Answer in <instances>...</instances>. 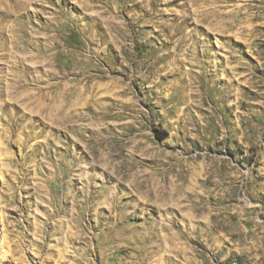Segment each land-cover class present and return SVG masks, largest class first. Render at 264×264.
<instances>
[{
    "label": "rangeland",
    "instance_id": "obj_1",
    "mask_svg": "<svg viewBox=\"0 0 264 264\" xmlns=\"http://www.w3.org/2000/svg\"><path fill=\"white\" fill-rule=\"evenodd\" d=\"M0 264H264V0H0Z\"/></svg>",
    "mask_w": 264,
    "mask_h": 264
},
{
    "label": "bare ground",
    "instance_id": "obj_2",
    "mask_svg": "<svg viewBox=\"0 0 264 264\" xmlns=\"http://www.w3.org/2000/svg\"><path fill=\"white\" fill-rule=\"evenodd\" d=\"M11 37H12V36H11ZM13 38H14V37H13ZM14 40H15V39H14ZM12 43H13V42H12ZM12 51H13V50H12ZM38 57H39V55H38ZM17 60H18V59H17ZM17 60L15 59L16 62H17ZM19 60H21V59H19ZM26 60H27V59H26ZM19 68H20V67H19ZM21 68H22V67H21ZM28 68H29V67H28ZM28 68H27V69H28ZM9 69H10V68H9ZM32 69H34V68H32ZM30 71H31V70H30ZM19 72H20V71H19ZM12 73H14V72H12ZM33 73H34V72H33ZM20 76H21V75H19V78H20ZM14 77H15V76H14ZM17 78H18V77H17ZM33 78H34V77H33ZM13 80H14V79H13ZM19 80H20V79H19ZM14 81H15V80H14ZM12 82H13V81H12ZM15 83H17V82H15ZM9 84H10V83H9ZM22 84H23V83H22ZM15 85H16V84H15ZM15 85H14V86H15ZM8 86H9V85H8ZM11 88H12V87H11ZM14 88H15V87H14ZM9 90H11V89H9ZM24 100H25V99H24ZM7 255H8V254H7ZM4 257H5V256H4Z\"/></svg>",
    "mask_w": 264,
    "mask_h": 264
}]
</instances>
